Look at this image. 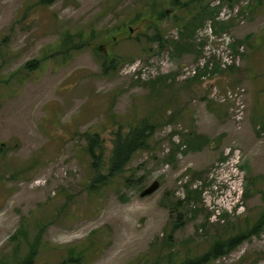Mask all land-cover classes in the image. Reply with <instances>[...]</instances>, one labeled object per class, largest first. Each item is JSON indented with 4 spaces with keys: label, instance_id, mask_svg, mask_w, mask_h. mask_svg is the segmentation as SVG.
<instances>
[{
    "label": "rangeland",
    "instance_id": "1",
    "mask_svg": "<svg viewBox=\"0 0 264 264\" xmlns=\"http://www.w3.org/2000/svg\"><path fill=\"white\" fill-rule=\"evenodd\" d=\"M190 262L264 264V0H0V264Z\"/></svg>",
    "mask_w": 264,
    "mask_h": 264
},
{
    "label": "trees",
    "instance_id": "2",
    "mask_svg": "<svg viewBox=\"0 0 264 264\" xmlns=\"http://www.w3.org/2000/svg\"><path fill=\"white\" fill-rule=\"evenodd\" d=\"M197 1L200 0H189L188 2H182V0H172V3L175 7H187L191 3H195ZM166 14L167 11H162L160 15L163 17ZM154 39H157V37H155ZM232 63L234 64V62H231V64H228V66L233 65ZM155 125L156 124L154 122H151L149 118H146L141 120L138 125L131 127L126 134L117 132L113 140V151L111 155V163L108 168V173L104 175L101 171L98 172L93 182L107 183V179L121 175L126 170L133 155L137 151L147 149L149 147L151 143V137L155 132ZM89 141V153L94 158L99 159V156L96 153V148L100 146L98 136H92ZM94 163L95 164L93 166L96 168V170H99L100 167L99 165H97V162L95 161ZM246 236L247 234L243 233L230 238L226 242L215 244L214 248L205 256H203L202 259L206 261L211 257L221 255L223 254L225 248L233 249L241 241V239H245Z\"/></svg>",
    "mask_w": 264,
    "mask_h": 264
},
{
    "label": "water",
    "instance_id": "3",
    "mask_svg": "<svg viewBox=\"0 0 264 264\" xmlns=\"http://www.w3.org/2000/svg\"><path fill=\"white\" fill-rule=\"evenodd\" d=\"M159 188H160V182L158 180H155L151 185H149L148 187H146L141 192V195L142 196L150 195V194L154 193L156 190H158Z\"/></svg>",
    "mask_w": 264,
    "mask_h": 264
}]
</instances>
